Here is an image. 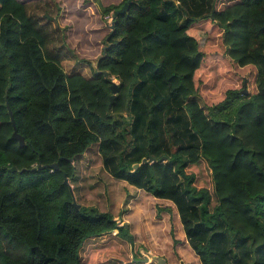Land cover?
I'll list each match as a JSON object with an SVG mask.
<instances>
[{
    "label": "trees",
    "instance_id": "trees-1",
    "mask_svg": "<svg viewBox=\"0 0 264 264\" xmlns=\"http://www.w3.org/2000/svg\"><path fill=\"white\" fill-rule=\"evenodd\" d=\"M40 2L0 0V264L141 263L84 161L173 204L200 264H264V0H131L90 75Z\"/></svg>",
    "mask_w": 264,
    "mask_h": 264
},
{
    "label": "rangeland",
    "instance_id": "rangeland-1",
    "mask_svg": "<svg viewBox=\"0 0 264 264\" xmlns=\"http://www.w3.org/2000/svg\"><path fill=\"white\" fill-rule=\"evenodd\" d=\"M38 1V0H36ZM45 3L50 0H40ZM48 13L56 18L55 25L65 30L66 43L74 55L67 54L63 62L67 73L84 71L90 75L102 55L103 39L109 34L112 16L103 17L102 7L119 6L124 0H53ZM232 0H218V9H224ZM50 8V10H49ZM219 35L210 38L216 45ZM213 77H206L205 85H213ZM79 175L91 189L89 206L110 212L120 225L128 224L134 242L141 253L140 264L146 257L163 258L166 264H200L191 250L183 225L173 204L158 199L155 195L136 190L123 182L109 179L98 161H84ZM77 201V200H76ZM117 234V233H114ZM133 258V256H132ZM117 264V262H111ZM119 264V263H118Z\"/></svg>",
    "mask_w": 264,
    "mask_h": 264
},
{
    "label": "water",
    "instance_id": "water-1",
    "mask_svg": "<svg viewBox=\"0 0 264 264\" xmlns=\"http://www.w3.org/2000/svg\"><path fill=\"white\" fill-rule=\"evenodd\" d=\"M130 4H131V0H129L127 3H125L124 6L120 10L115 11L113 13L112 17L113 18H117L119 15L126 14L127 11L129 10ZM97 65H98V63H96V66L94 67V69L96 70V73H98V71H97L98 70ZM105 75H106V77H108L109 76V73H105ZM112 90H113V95L111 97V104L114 102V99L116 98V95H117V92H118V84H117L116 81L113 82V84H112ZM242 94H248V91H247L246 86H245V89L243 90ZM12 124H13L14 129H15L14 134H13V140L20 142V145L22 147H24L25 146V140H24V138L22 136H20L18 134V131L16 129V123H15V120H14L13 115H12ZM162 161H165L166 162V158L163 159ZM154 163H156V160L153 159V158H151L150 160H144L141 165H136L134 168H135V170H138V168L140 166H142L143 164H154ZM48 167H50V168H58V165H53V166H48ZM48 167L47 166L42 167V165L39 166L40 169H45V168H48ZM11 171L14 172V171H16V169L14 168ZM66 183L69 184V181L66 180ZM74 200H75V198H74ZM74 205L78 209L80 208V206L77 204L76 200L74 201ZM150 261L151 262H156L158 264H166V261L163 258L149 257V256L146 257V262L149 263Z\"/></svg>",
    "mask_w": 264,
    "mask_h": 264
}]
</instances>
